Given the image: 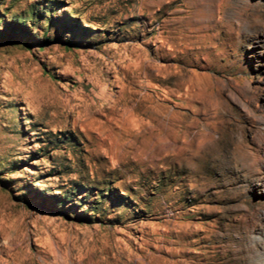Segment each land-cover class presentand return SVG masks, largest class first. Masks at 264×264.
Segmentation results:
<instances>
[{"label":"rangeland","instance_id":"obj_1","mask_svg":"<svg viewBox=\"0 0 264 264\" xmlns=\"http://www.w3.org/2000/svg\"><path fill=\"white\" fill-rule=\"evenodd\" d=\"M264 0H0V264H264Z\"/></svg>","mask_w":264,"mask_h":264},{"label":"bare ground","instance_id":"obj_2","mask_svg":"<svg viewBox=\"0 0 264 264\" xmlns=\"http://www.w3.org/2000/svg\"><path fill=\"white\" fill-rule=\"evenodd\" d=\"M259 142L264 143V134H261V136L259 137Z\"/></svg>","mask_w":264,"mask_h":264}]
</instances>
